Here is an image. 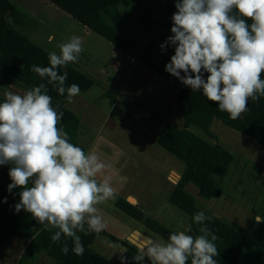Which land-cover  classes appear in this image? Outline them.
<instances>
[{
    "label": "clouds",
    "instance_id": "1",
    "mask_svg": "<svg viewBox=\"0 0 264 264\" xmlns=\"http://www.w3.org/2000/svg\"><path fill=\"white\" fill-rule=\"evenodd\" d=\"M175 8L172 35L160 45L161 49L174 46L165 71L216 103L230 119H238L248 111L250 100L264 97V0H175ZM58 47L59 53H48L50 66L33 65L31 71L47 78L59 95L67 93L71 103L80 87L75 83L66 87L67 73L60 74L59 69L78 62L83 41L71 36ZM48 92L41 83L22 94H4L0 102V166H11L8 191L22 189L15 211L23 210L46 230H55L51 235L55 243L70 238L72 251L82 256L85 249L77 233L107 229L97 205L115 201L117 191L105 175L110 165L99 153L70 142L60 127L64 114L58 110L59 102L54 107ZM120 180L127 182V177ZM192 219L200 225V234L177 230L166 241L150 239L132 259L136 264H144L145 258L150 264H189V260L190 264H217L218 236L205 223L211 217L199 211ZM61 252L68 254L66 242ZM120 261L127 264V256L120 255Z\"/></svg>",
    "mask_w": 264,
    "mask_h": 264
},
{
    "label": "rangeland",
    "instance_id": "2",
    "mask_svg": "<svg viewBox=\"0 0 264 264\" xmlns=\"http://www.w3.org/2000/svg\"><path fill=\"white\" fill-rule=\"evenodd\" d=\"M11 1L18 7L17 14L10 18L11 25L47 51L59 53L58 45L71 36L82 39L84 51L72 65L91 77L95 85L87 92L80 91L67 104L81 119L78 141L87 151L95 149L110 165L105 175L111 178L113 185L120 174L147 183L145 188L123 182L121 190L115 187L117 197L125 198L126 193L140 196L144 191L154 192L155 198L161 201L149 207L154 217L176 231L187 232L188 217L169 202V194L181 178L184 164L157 143L165 123L178 128L184 126L183 116L178 111V90L139 61L149 41L157 40L161 45L172 35L171 17L176 10L169 3L158 0H142L141 5L124 10L122 21L129 28L132 41L130 50L124 52L48 0ZM160 35L165 39H160ZM165 48L174 52L172 45ZM204 76L207 77V73ZM0 90L3 96L6 92L22 94L27 91L2 78ZM111 95L115 98L113 105ZM191 131L210 142L221 143L233 153L235 160L227 175L218 179L223 191L219 198H201L193 184L187 190L197 198L200 207L245 232L246 240L237 264H264V150L255 140L217 120L211 126V135L195 126ZM120 177L116 182L119 186ZM103 218L108 224L106 230L121 240H128L136 229L153 240L161 238L115 207L108 209ZM120 245L100 236L93 248L117 263L124 253L119 252ZM25 248L24 242L14 240L1 264H17ZM35 264L55 262L43 253Z\"/></svg>",
    "mask_w": 264,
    "mask_h": 264
},
{
    "label": "trees",
    "instance_id": "3",
    "mask_svg": "<svg viewBox=\"0 0 264 264\" xmlns=\"http://www.w3.org/2000/svg\"><path fill=\"white\" fill-rule=\"evenodd\" d=\"M69 14L79 24L110 42L114 48L127 52L132 46L130 30L123 23L124 10L135 5H141L142 0H48ZM170 4L175 10V0H158ZM18 7L11 0H0V78L30 90L34 86L44 83L53 97V106L59 102V111L63 112L60 127L69 135L70 142L86 148L78 141L81 119L67 107L69 103L64 96L58 94L54 85L47 83V78H41L31 71L33 65L47 67L49 65L46 49L34 43L26 35L15 29L10 18L17 14ZM250 22V21H249ZM166 25V24H165ZM164 40L165 36L160 35ZM174 52L161 49L159 41L151 40L147 43L139 56L140 64L160 78L165 79L177 90L178 111L183 116L184 126L178 128L165 123L158 135L159 147L171 154L184 164L181 178L169 194V202L179 212L189 219V234H200V225L193 222V216L205 212L211 217L205 221L210 231L218 236L215 242L220 255L215 257L217 264H237L239 254L246 240L244 231L229 221L213 215L207 209L198 205L197 198L187 187L193 184L201 198L210 200L219 198L223 191L218 179H223L229 172L235 157L231 151L219 142H210L191 131L198 127L211 135L214 121H220L225 127L232 129L255 140L264 150V97L248 102V111L238 119L232 120L225 112L218 109V105L208 101L200 92H192L176 77L165 71V65L170 61ZM60 74L67 73L66 87L75 83L81 92L89 91L95 81L69 63L59 69ZM206 78V77H205ZM202 91V90H201ZM114 96L111 95L113 105ZM4 96L0 90V102ZM10 165L0 166V264L14 240L19 239L26 244L17 264H35L39 257L46 253L55 264H121L109 259L93 248L96 239L104 236L113 243H120L127 248L123 255L127 256V264H136L132 257L140 249L129 240H121L107 230L100 233H77L84 246V254L76 255L72 251V240L62 237L61 242L51 240L52 232L32 218L31 214L21 210L15 211L14 205L19 202L21 188H15L10 193L8 185L11 183L8 172ZM264 169V167H263ZM6 198V202H3ZM111 201V200H110ZM116 209L134 221L141 223L146 229L164 240L171 232L176 231L155 217L146 213L139 204H134L126 198L116 197L111 201ZM187 230V232H188ZM69 246V252H61L63 243ZM144 264H150L145 258ZM190 264V260H189Z\"/></svg>",
    "mask_w": 264,
    "mask_h": 264
},
{
    "label": "crops",
    "instance_id": "4",
    "mask_svg": "<svg viewBox=\"0 0 264 264\" xmlns=\"http://www.w3.org/2000/svg\"><path fill=\"white\" fill-rule=\"evenodd\" d=\"M80 128H81V126H80ZM119 176H124L125 177V175L124 174H120V175H118L116 178H115V182H114V184L115 185H113V187L115 188V187H118V189H120L121 190V186H122V184H123V181L120 183V186H119V183H116L117 182V180L119 179L118 177ZM151 180H153L152 178H151ZM146 181L148 182V179L146 178ZM126 183H128V184H131V183H135V184H140V185H142V186H144L145 188H146V185H147V183L146 182H144V181H141L140 182V180L138 181V180H136V179H130L129 177H127V182ZM176 184V183H175ZM141 186V187H142ZM124 197L128 200V201H130L131 203H134V204H139L140 205V207L146 212V213H148L149 215H151V216H155L154 215V213L149 209V207H151V205H159L160 204V200H158V199H156L155 198V196H154V192H151V191H144V193L142 194V195H140V196H137V195H135V194H132V193H126L125 195H124ZM131 199H132V201H131ZM158 201V202H157ZM98 206V205H97ZM99 207V210H98V214H100V215H102L103 216V214L105 213V212H107V210L108 209H110V208H114L115 206H114V204L111 202V201H108L106 204H100V206H98ZM116 208V207H115ZM156 208V207H155ZM176 209V208H175ZM117 210V209H116ZM177 210V209H176ZM180 214H182L181 212H179ZM183 215V214H182ZM185 216V215H184ZM148 230V229H147ZM150 231V230H149ZM141 232H143V231H141ZM145 235H147L151 240H153V238L150 236V235H148V234H146L145 232H143ZM124 254V253H123Z\"/></svg>",
    "mask_w": 264,
    "mask_h": 264
},
{
    "label": "water",
    "instance_id": "5",
    "mask_svg": "<svg viewBox=\"0 0 264 264\" xmlns=\"http://www.w3.org/2000/svg\"><path fill=\"white\" fill-rule=\"evenodd\" d=\"M128 240L135 245L138 248H144L147 244L150 238L145 235L140 230H134V232L128 237ZM121 248L127 250V248L123 245H120Z\"/></svg>",
    "mask_w": 264,
    "mask_h": 264
}]
</instances>
